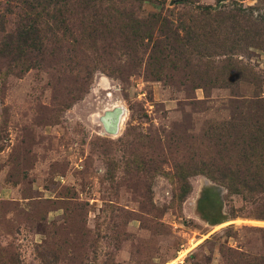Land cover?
<instances>
[{
    "label": "rangeland",
    "instance_id": "374dc122",
    "mask_svg": "<svg viewBox=\"0 0 264 264\" xmlns=\"http://www.w3.org/2000/svg\"><path fill=\"white\" fill-rule=\"evenodd\" d=\"M0 264H264V0H0Z\"/></svg>",
    "mask_w": 264,
    "mask_h": 264
}]
</instances>
